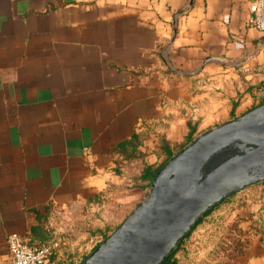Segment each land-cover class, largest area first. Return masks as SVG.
<instances>
[{"label": "crops", "instance_id": "1", "mask_svg": "<svg viewBox=\"0 0 264 264\" xmlns=\"http://www.w3.org/2000/svg\"><path fill=\"white\" fill-rule=\"evenodd\" d=\"M252 2L0 0V264L11 233L55 239L48 264H76L147 193L145 167L261 104ZM239 216L243 242L210 264H264V230Z\"/></svg>", "mask_w": 264, "mask_h": 264}, {"label": "water", "instance_id": "2", "mask_svg": "<svg viewBox=\"0 0 264 264\" xmlns=\"http://www.w3.org/2000/svg\"><path fill=\"white\" fill-rule=\"evenodd\" d=\"M262 181L264 103L170 155L143 200L76 264H161L207 210Z\"/></svg>", "mask_w": 264, "mask_h": 264}, {"label": "rangeland", "instance_id": "3", "mask_svg": "<svg viewBox=\"0 0 264 264\" xmlns=\"http://www.w3.org/2000/svg\"><path fill=\"white\" fill-rule=\"evenodd\" d=\"M252 185L238 190L207 210V216L197 220L188 234L180 241L178 247L175 249L176 251L173 258L178 262L184 260L186 258L184 255L187 252L194 253L197 256V247H199V244L202 242L205 246H212V250L208 255L202 258V264H210V260L212 257L216 256V254L219 261L226 262L224 258L231 254L229 247L231 245L237 246L243 242V240L236 236L240 233L237 230L238 221L236 219L241 217L239 216L241 214L244 215V217L249 216V219L252 220L248 226L252 234L258 235L261 230H264V216L262 215L264 206H262L263 209L261 211L254 212V210L250 209L252 203L260 200L264 188H259V184L257 183ZM145 195L143 191L138 189L137 198H135L137 199L136 201L133 200L130 203H122L119 207V209L121 208L122 214L124 215L126 212H129L131 208H134L139 201L143 200ZM252 208L256 209L257 205L252 206ZM256 213L258 216L254 217L253 215ZM119 220H117L115 224H118L120 222ZM202 228L206 229L205 234H208L205 241H202L203 234H198L199 229ZM197 235L201 236V238ZM196 258V260H198V257Z\"/></svg>", "mask_w": 264, "mask_h": 264}, {"label": "built area", "instance_id": "4", "mask_svg": "<svg viewBox=\"0 0 264 264\" xmlns=\"http://www.w3.org/2000/svg\"><path fill=\"white\" fill-rule=\"evenodd\" d=\"M249 10V24L257 30L264 32V0H253L249 6ZM260 71L262 79L258 89V97L261 103H264V62L260 65ZM257 211H261L259 206ZM262 215L264 216V212ZM96 242L92 243L85 252L89 253L95 247ZM6 243L7 264H48L56 245V240L50 239L40 244H29L19 234L11 233L6 236Z\"/></svg>", "mask_w": 264, "mask_h": 264}, {"label": "trees", "instance_id": "5", "mask_svg": "<svg viewBox=\"0 0 264 264\" xmlns=\"http://www.w3.org/2000/svg\"><path fill=\"white\" fill-rule=\"evenodd\" d=\"M128 142V143H127ZM126 143L132 147V149L135 148V142H136V136H133L129 141H127ZM125 144V143H124ZM158 167H155V168H152L150 166H147L144 168L142 174H141V178L142 179H150L151 176L153 175V173L155 172V170L157 169ZM194 226V225H193ZM192 226V227H193ZM180 243V242H179ZM179 245V244H178ZM178 247V246H177ZM176 247V248H177ZM175 248V249H176ZM175 249H173L169 255L161 262V264H178V261L173 258V255L175 253Z\"/></svg>", "mask_w": 264, "mask_h": 264}]
</instances>
